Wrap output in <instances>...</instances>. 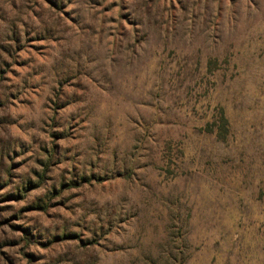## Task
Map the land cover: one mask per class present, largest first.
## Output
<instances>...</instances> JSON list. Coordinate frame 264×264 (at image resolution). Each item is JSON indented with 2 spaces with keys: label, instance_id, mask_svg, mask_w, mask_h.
<instances>
[{
  "label": "rangeland",
  "instance_id": "rangeland-1",
  "mask_svg": "<svg viewBox=\"0 0 264 264\" xmlns=\"http://www.w3.org/2000/svg\"><path fill=\"white\" fill-rule=\"evenodd\" d=\"M0 264H264V0H0Z\"/></svg>",
  "mask_w": 264,
  "mask_h": 264
}]
</instances>
